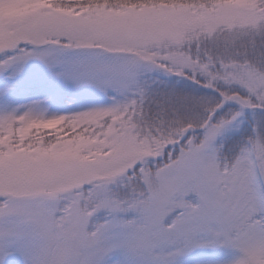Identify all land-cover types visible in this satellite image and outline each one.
<instances>
[{
	"label": "snow or ice",
	"instance_id": "snow-or-ice-1",
	"mask_svg": "<svg viewBox=\"0 0 264 264\" xmlns=\"http://www.w3.org/2000/svg\"><path fill=\"white\" fill-rule=\"evenodd\" d=\"M0 264H264V0H0Z\"/></svg>",
	"mask_w": 264,
	"mask_h": 264
},
{
	"label": "rangeland",
	"instance_id": "rangeland-1",
	"mask_svg": "<svg viewBox=\"0 0 264 264\" xmlns=\"http://www.w3.org/2000/svg\"><path fill=\"white\" fill-rule=\"evenodd\" d=\"M202 255L203 254L197 253L191 259H192L193 262L198 261V260H200L202 258Z\"/></svg>",
	"mask_w": 264,
	"mask_h": 264
}]
</instances>
